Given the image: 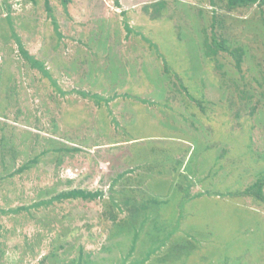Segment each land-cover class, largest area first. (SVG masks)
<instances>
[{"label":"rangeland","instance_id":"374dc122","mask_svg":"<svg viewBox=\"0 0 264 264\" xmlns=\"http://www.w3.org/2000/svg\"><path fill=\"white\" fill-rule=\"evenodd\" d=\"M0 264H264L261 5L0 0Z\"/></svg>","mask_w":264,"mask_h":264},{"label":"trees","instance_id":"16d2710c","mask_svg":"<svg viewBox=\"0 0 264 264\" xmlns=\"http://www.w3.org/2000/svg\"><path fill=\"white\" fill-rule=\"evenodd\" d=\"M71 0H61V2L63 4H66L68 2H70ZM225 2V8L227 9V11H231V10H234V9H237L239 7H244V6H249V5H252V4H255V3H259L263 9V13H264V0H223ZM48 9H49V5L47 3V6H46ZM214 42L216 40H213ZM222 41V40H221ZM217 48L218 49H225V48H222L219 44H216ZM235 50L236 49H232V50H228L229 53L235 57V63H236V66L239 67L240 65V62H241V58L240 56H235ZM237 51V50H236ZM21 54H22V57L25 61H27L28 63L31 64V66L37 68L39 71H42L43 68L41 66V64L35 60H33L27 52H25L21 46ZM183 87V86H182ZM183 89H185L183 87ZM248 194H252L251 193V190L246 192ZM100 193H85L83 192L82 190H72V191H69L68 193H64V194H60L59 197H62V198H81V199H87V198H95L96 196H99Z\"/></svg>","mask_w":264,"mask_h":264}]
</instances>
